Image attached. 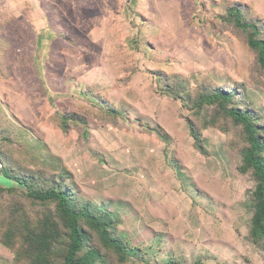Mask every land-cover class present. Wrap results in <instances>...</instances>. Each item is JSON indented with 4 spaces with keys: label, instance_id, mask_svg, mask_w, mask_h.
I'll use <instances>...</instances> for the list:
<instances>
[{
    "label": "rangeland",
    "instance_id": "obj_1",
    "mask_svg": "<svg viewBox=\"0 0 264 264\" xmlns=\"http://www.w3.org/2000/svg\"><path fill=\"white\" fill-rule=\"evenodd\" d=\"M231 8L264 40V0H0V171L28 178L0 186V264H26L24 238L43 229L60 263L66 229L27 186L109 213L124 260L83 225L106 264H264L244 132L198 104L228 91L264 126V70Z\"/></svg>",
    "mask_w": 264,
    "mask_h": 264
},
{
    "label": "trees",
    "instance_id": "obj_2",
    "mask_svg": "<svg viewBox=\"0 0 264 264\" xmlns=\"http://www.w3.org/2000/svg\"><path fill=\"white\" fill-rule=\"evenodd\" d=\"M229 21L233 26L247 35V46L256 54V62L261 70H264V40L260 38V28L255 22L245 21L237 8L228 10ZM168 88V87H166ZM175 94L167 90L165 95L175 98ZM232 95L228 91L213 90L208 95H202L199 103L215 106L220 114L241 126L247 147L242 153L241 173L250 172L256 185L251 199L253 203V215L251 218L250 239L254 244L264 242V126H261L251 116L249 111H241L237 107L229 106ZM62 120V129L68 124ZM188 132L193 139L195 147L202 151L201 137L191 123L188 122ZM22 132H25L22 130ZM263 134V135H262ZM0 164L3 161L0 160ZM6 179L17 185L27 184L24 175L10 174L9 169L1 167ZM2 192V190H0ZM25 196L40 204H55L56 213L66 229V240L61 252L59 264H106V260L99 251L89 246V236L83 225L93 231L100 243L113 250L122 260L130 254L116 237H112L110 231L112 222L110 214L102 209L94 208L89 202L78 204L74 196L66 186H51L49 188L35 189L27 186ZM50 224H48L49 226ZM59 236L49 229H43L35 234L30 233L24 238L26 252L24 262L26 264H48V257L55 254L54 246ZM5 241V240H4ZM12 243V242H11ZM6 244H10L6 241ZM56 257V255H55Z\"/></svg>",
    "mask_w": 264,
    "mask_h": 264
},
{
    "label": "water",
    "instance_id": "obj_3",
    "mask_svg": "<svg viewBox=\"0 0 264 264\" xmlns=\"http://www.w3.org/2000/svg\"><path fill=\"white\" fill-rule=\"evenodd\" d=\"M0 186L4 188L18 187L17 184H14L12 181L6 179L1 171H0Z\"/></svg>",
    "mask_w": 264,
    "mask_h": 264
}]
</instances>
